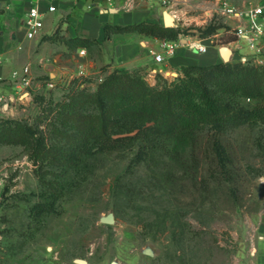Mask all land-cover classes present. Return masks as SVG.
<instances>
[{"label":"rangeland","instance_id":"374dc122","mask_svg":"<svg viewBox=\"0 0 264 264\" xmlns=\"http://www.w3.org/2000/svg\"><path fill=\"white\" fill-rule=\"evenodd\" d=\"M207 1L218 5V0ZM230 1L240 8L260 3ZM203 7L193 12L203 14L202 21L178 26V38L201 37V31L219 24L224 35L218 40L238 38L225 31L219 9L204 14ZM102 52L96 45L84 52L67 49L47 68L31 67L30 84L16 82L13 97L0 99V118L41 123L45 129L69 92L79 87L93 92L108 74L100 72L108 66ZM258 58L264 59L242 61L259 65ZM176 74L164 77L172 81ZM217 144L224 148L225 161ZM131 158V152L117 151L99 156L89 180L61 200L60 213L36 221L31 208L41 189L28 149L0 145V264H79L76 259L89 264H264V124L224 132L204 129L173 142L156 189L144 185L138 195L141 211L126 195H116ZM138 174L146 179L151 172L143 165ZM111 211L116 222L102 223L100 217Z\"/></svg>","mask_w":264,"mask_h":264},{"label":"trees","instance_id":"16d2710c","mask_svg":"<svg viewBox=\"0 0 264 264\" xmlns=\"http://www.w3.org/2000/svg\"><path fill=\"white\" fill-rule=\"evenodd\" d=\"M223 27L210 25L201 37ZM116 30L169 40H177L181 32L178 27L146 22ZM68 41L87 44L85 39ZM57 105V114L48 117L45 129L41 123L0 118V145H24L36 166L41 189L31 208L36 221L60 213L61 200L72 197L95 173V160L114 151L132 153L116 195H126L141 211L144 206L138 195L144 185L149 191L156 189V176L158 181L164 176L165 157L173 142L204 129L224 132L264 124V65L242 59L187 65L172 81L158 75L154 85L140 73L116 69L101 78L95 91L79 87ZM216 149L225 161L224 148L217 144ZM143 165L151 172L149 178L138 174Z\"/></svg>","mask_w":264,"mask_h":264},{"label":"crops","instance_id":"0c3cea01","mask_svg":"<svg viewBox=\"0 0 264 264\" xmlns=\"http://www.w3.org/2000/svg\"><path fill=\"white\" fill-rule=\"evenodd\" d=\"M206 2L209 1L193 4L191 0H175L169 8L178 17L177 21L174 18V27L202 21L203 14L193 13L197 5L206 8L204 14L219 9V5ZM36 3L44 14V26L40 33L29 38L24 22L30 7ZM50 4L56 6L55 11H48ZM259 4L264 5V0H260ZM167 10L158 0H135L131 4L125 0L112 4L91 0H0V80L6 79L0 87V99L13 97L11 93L18 87L13 80L14 71H21L25 66L47 68L49 60L58 62L65 50L77 48L85 51L90 50L91 45L102 47L103 63L108 64L106 70L100 72L110 73L116 69L137 72L151 85L156 84L158 75L166 76L169 72L179 75L182 67L187 65L222 62L220 47L225 44L233 49L231 61L243 58L254 60L258 56L264 58V36L257 39V47H252L246 38L218 40L224 35V27L211 36L200 37L192 33L177 40L136 30H116L141 22L165 25L164 13ZM222 17L228 26L226 30L225 25L227 33L235 34L239 23H245L234 16L222 14ZM71 39H85L87 44H71L68 41ZM167 40L178 42L176 52L171 57L165 56L163 62H157L155 55L166 53L163 42ZM196 46H205L208 51L201 52ZM259 47L261 51H258Z\"/></svg>","mask_w":264,"mask_h":264},{"label":"built area","instance_id":"2783aa9c","mask_svg":"<svg viewBox=\"0 0 264 264\" xmlns=\"http://www.w3.org/2000/svg\"><path fill=\"white\" fill-rule=\"evenodd\" d=\"M93 2H107L114 3L120 0H91ZM128 4L133 3L135 0H125ZM163 6H165L169 12V8L175 0H158ZM102 4V3H101ZM219 10L223 15L234 16L239 19V21H245V23H239V26L234 30L238 38H246L252 47H257V39L264 35V5H248L243 8L237 7L230 0H218ZM56 10L54 4L48 6V11L53 12ZM171 15L178 20V17L175 13L170 11ZM25 26L27 27V36L33 38L38 33L41 32L44 26V14L40 9L38 3L33 4L25 19ZM163 45L166 49L165 54H156L155 59L157 62H163L165 56L171 57L175 54L176 48L178 46L177 41H165ZM201 52H207L208 49L205 46H196ZM84 52V50H82ZM1 59V58H0ZM244 60L246 58H243ZM256 63L259 65H264V59H256ZM13 80L19 82V84L29 85L30 78V67L25 66L23 70H16L13 72Z\"/></svg>","mask_w":264,"mask_h":264},{"label":"water","instance_id":"95a60500","mask_svg":"<svg viewBox=\"0 0 264 264\" xmlns=\"http://www.w3.org/2000/svg\"><path fill=\"white\" fill-rule=\"evenodd\" d=\"M164 24H165V26H168V27L175 26L174 17L168 11H165V13H164ZM220 52H221V56L223 58V62H230L232 60L233 49L230 46H228L226 44L222 45L220 47ZM100 221L102 223H106V224H114L116 222L114 212L111 211L105 215H102L100 217ZM75 262H77L79 264H89V262L86 259H76ZM111 264H119V263L114 261Z\"/></svg>","mask_w":264,"mask_h":264},{"label":"bare ground","instance_id":"6f19581e","mask_svg":"<svg viewBox=\"0 0 264 264\" xmlns=\"http://www.w3.org/2000/svg\"><path fill=\"white\" fill-rule=\"evenodd\" d=\"M171 14V13H170Z\"/></svg>","mask_w":264,"mask_h":264}]
</instances>
